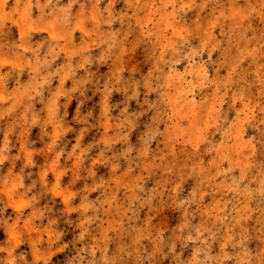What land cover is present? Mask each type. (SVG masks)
<instances>
[{"label": "clouds", "instance_id": "obj_1", "mask_svg": "<svg viewBox=\"0 0 264 264\" xmlns=\"http://www.w3.org/2000/svg\"><path fill=\"white\" fill-rule=\"evenodd\" d=\"M0 264H264V0H0Z\"/></svg>", "mask_w": 264, "mask_h": 264}]
</instances>
